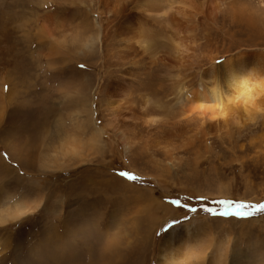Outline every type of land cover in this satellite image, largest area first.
<instances>
[{"label": "rangeland", "instance_id": "rangeland-1", "mask_svg": "<svg viewBox=\"0 0 264 264\" xmlns=\"http://www.w3.org/2000/svg\"><path fill=\"white\" fill-rule=\"evenodd\" d=\"M190 1L0 0V264H264V111L207 135L177 124L181 84L264 37L238 0ZM171 3L188 9L172 22ZM97 28L90 51L40 38ZM70 137L79 154L64 157ZM188 224L191 240H168Z\"/></svg>", "mask_w": 264, "mask_h": 264}, {"label": "bare ground", "instance_id": "bare-ground-1", "mask_svg": "<svg viewBox=\"0 0 264 264\" xmlns=\"http://www.w3.org/2000/svg\"><path fill=\"white\" fill-rule=\"evenodd\" d=\"M180 1H182V0H180ZM217 1L219 2V0H209V8L207 7V9L209 11H211L213 8L212 5L214 6ZM183 2H184V0H183ZM221 2H223V1H221ZM173 5L174 4L171 3L166 7L167 9H166V15L165 16L169 17L170 22H172L173 19H176V18L179 19V17L184 16L185 11L188 10L187 8H184V7H183L184 9H181V8L175 9L176 7H174ZM186 6L187 5H185V7ZM190 6H189V8H190ZM238 6H240V7H238V18L245 19L244 23H246L249 26L259 25L261 27V29L259 30L258 35L260 37H264V6H262L261 8L258 9L260 11L254 10V6L252 4H248V0H238ZM185 9H187V10H185ZM191 9L194 12V10H193L194 7L193 8L191 7ZM248 10H254L250 17L246 16V12ZM195 12H197V11L195 10ZM205 12H207V10L204 11V13ZM189 13L190 12H188L187 14H189ZM213 13H215V12L213 11ZM210 14H212V13H210ZM174 24H175V22H174ZM96 26H97V24H96ZM99 26H97V27H99ZM44 27L45 26H43V28ZM124 27H125L124 22H122L121 25L119 26V30H118L120 35H122V34L124 35V31L126 29H128V28L124 29ZM186 27H187V25H186ZM179 28L181 29L182 27H179ZM179 28H177V30ZM183 29L185 30L186 28H183ZM41 31H40V38L42 41L47 37L48 41H50L51 43H53V44L57 43L59 45L67 44L68 47L75 48L77 50V52L82 49V48L79 49L81 46L83 48H86L87 50L92 49L94 47V45H97L96 43H98L100 41V35H101V28H97L98 33L95 36L93 35V36H91L90 39H87L84 43H80L75 39L77 37L72 38L71 40H68L67 37L62 38V40H60L57 37H53L51 35V32L50 33L47 32V36H45L43 34V32H41ZM178 32H180V31L178 30ZM183 32L186 33V31H183ZM184 39H186V38H184ZM187 41L189 42V39ZM186 44H187V42H186ZM177 48H178L177 53L184 55V56L189 51V48L186 45H184L183 43H178ZM64 49H66V48H64ZM208 61H209V64L205 67V69H203V72L200 75H198L196 84L190 85L189 82H183L181 84V87L178 90L179 91L178 93L183 94V96L186 97V101L184 103L185 106L183 107V109L185 107L186 108L184 110V114L181 115V117L185 116L186 118L182 119V121L180 123L178 122L177 124L182 123L185 125L191 119L197 118L198 119L197 122H200V128H199L200 133H205L202 135H207V133L204 130L205 126H209V127L216 129V127H218L220 125L221 126L226 125L229 121V112L232 110H236L238 112V114H240V117H238V118L233 117V118H235L234 120H238V123L241 121H245V124H246V121L253 120L260 111H264V107L259 106V103L264 100V51L263 52H252V53L240 52L238 54H234L231 57H227V58L223 59V61L220 64L217 62V58H214V57H209ZM126 83L129 84V82L127 80L121 79V80H118L117 82L111 84V87H113L114 91L119 92L120 90H122L124 88ZM74 97H76V96H74ZM222 101H225V102L222 103ZM83 107L87 113H89L90 110H92L91 109L92 106H90V104H88V105L83 104ZM84 109H82L83 113L85 112ZM92 112H93V110H92ZM92 112H90V113H92ZM79 113L75 112V114H76V115L74 114V117H75L74 120L75 121L79 120L80 117L82 119H85L84 118L85 116L83 117V115L81 114L82 115L81 116ZM90 115H92V114H90ZM233 116H235V115H233ZM236 116H238V115H236ZM92 118H93V116H92ZM86 121H87V119H86ZM92 121H94V120H92ZM153 121H155V120H151V122H153ZM89 122H90V120H89ZM146 124H148V123H146ZM245 124H241V125L245 126ZM95 128H97V127H95ZM95 128H93V130ZM148 128H150V127H147V129ZM150 131H153V130H150ZM71 138H73V137L67 138V140L61 144L62 145V151H63V152L61 151L62 152L61 155H63L64 157L76 156L79 154V152L77 150H80V143L75 138H73V139H71ZM91 139H92L91 140L92 143H94L95 137H92ZM17 206H15L14 209H18ZM16 212H13V214ZM18 212H19V210H18ZM9 214H10V212H9ZM191 229H192V232L195 230L190 224H188L183 229L185 232L184 231L179 232L180 230L175 229L174 232H172L170 237H169L171 239H168V240L171 242L172 238L175 237L179 244L181 242H184L187 239L189 240L191 238V234H192ZM220 254H221V251H220ZM168 260L169 259H167V261ZM206 260H207V257H203V262H205Z\"/></svg>", "mask_w": 264, "mask_h": 264}, {"label": "snow or ice", "instance_id": "snow-or-ice-1", "mask_svg": "<svg viewBox=\"0 0 264 264\" xmlns=\"http://www.w3.org/2000/svg\"><path fill=\"white\" fill-rule=\"evenodd\" d=\"M122 176H125V175H128L127 173H121ZM131 179H135L136 177H130ZM240 207H243V205H240ZM261 207H264V206H261ZM194 211V210H193ZM209 212L212 211V209H208ZM222 215H229L228 212H224V213H221Z\"/></svg>", "mask_w": 264, "mask_h": 264}]
</instances>
